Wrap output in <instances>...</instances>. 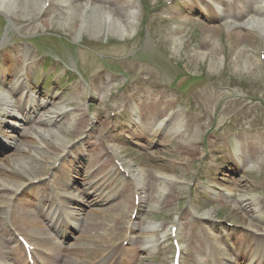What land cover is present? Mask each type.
I'll list each match as a JSON object with an SVG mask.
<instances>
[{"label":"rangeland","instance_id":"1","mask_svg":"<svg viewBox=\"0 0 264 264\" xmlns=\"http://www.w3.org/2000/svg\"><path fill=\"white\" fill-rule=\"evenodd\" d=\"M144 1L145 4L138 5L133 0H100V5H104L112 12L134 9L135 31L130 36H124L125 39L122 41L115 34L105 31L98 35L85 30L78 33L73 26H68L63 21L66 5L65 7L52 6L30 17L21 15L14 17L9 14L11 24L7 18L8 21H5L0 16V49L2 47L5 49L9 41L17 44L13 48L11 44L7 49L15 50V56L10 65L16 68L15 58L24 52L20 47L23 44L22 41H28L31 47L26 53L34 60L39 55H48L49 59H46V62L53 57L58 58L55 64L48 63L44 67L34 62L29 67L31 77L35 73L36 75L42 74L46 79L44 83L46 87L51 85L56 91L65 88L57 102L64 103V107L76 115L81 112L82 101L87 91H90L93 97L92 111L97 122L100 119L102 121L96 125L100 133L106 129V119H108L110 110L116 114L111 118L113 125L123 124L129 120L125 96H132L137 100L142 107V115L148 118L156 112L161 114V110L167 105L171 108L178 105L176 115L182 119H185L187 115V120H190L187 123L186 133L175 132L173 128L167 129L163 135L167 136L169 142L161 143L160 139L154 140L148 132V134L141 135L143 138L140 139L146 142V144L141 141L138 143L142 148L136 146L138 144L135 141L127 140L122 135H114L113 140L120 143L119 157L128 161L133 168H139L143 164L141 168L146 180L145 187H143L145 198L142 210H138L137 220H135L138 227L140 229L152 227L155 223L159 224L157 231H167V227L174 224L177 218L182 224L179 232L181 241L184 244H202L204 243V229H207V226L202 228L200 221L190 225L191 220L187 217V209L182 210L186 206L187 198L189 200V195L192 198V209L199 210V212L210 211L218 217H229L231 216L230 211L238 212L237 210L242 209L228 204L224 206L217 200L202 199L197 188L187 184L189 180L196 176L205 178L221 168L218 184L221 183L228 187L230 185L235 190L242 191L243 194H252L251 192L258 189L257 178L258 175L261 177L259 169L262 163L259 159L262 157L257 159L259 164L257 170L256 163H249L247 167L236 171L233 161L229 164L225 162L227 157L225 158L223 153L229 148L231 133L245 138L251 144L252 149L248 151L249 159L255 158L254 152L259 147V145L254 146L260 139L257 135L253 136L252 131L257 128L253 125L264 124V108L261 107L264 104V59L259 60V55L263 56L264 50H259L262 46L258 40L260 33L253 30L245 39H236L235 35L241 28H227L224 19L222 20L218 15L212 23L210 19L209 22L202 19L192 23H190L192 20H188L187 23V17H183L171 25H162L158 19H154L149 10L154 0ZM83 13L81 17L86 20L89 11ZM191 17L193 18L192 15ZM219 20L222 22L217 23ZM110 22L111 19L105 21L106 29L111 25ZM207 25L218 27L216 44L202 39V28ZM254 27L258 28L255 25ZM240 32L243 33V30ZM74 35L76 37L73 40ZM196 51L221 57V65L209 68V60L195 57ZM246 57H248L249 64L247 70L241 63V59H246ZM69 68L70 72H65ZM78 71L83 77L78 76ZM127 80L128 83H126ZM4 87L5 84L0 82V88ZM42 90L45 91V87ZM109 101L111 102L108 104ZM13 103L15 104L16 101L13 100ZM251 115L254 116L253 119L248 118ZM41 117H46V113ZM82 126L84 129L85 124ZM34 127L37 126L31 123L21 127V135L15 140L17 141L16 146L4 152L5 155L0 160V175H9V178L13 176L18 179V183H23L32 178L33 174L40 176L48 168L49 162L44 159L41 151L51 156L50 148L57 149L58 152L61 148L57 145L61 140L55 142L50 136L44 135L41 141H33L27 132L32 133ZM259 127L262 129V125ZM39 128L42 131L44 127L39 126ZM52 129L58 130L68 142L76 137L72 134V127L64 119ZM249 132L251 134L248 135ZM261 140H264V131ZM215 141L216 150L214 153H209ZM263 149L264 147L260 146L259 153ZM21 157H24L22 161L36 162L37 166L35 163L33 165V169L37 167L34 172L31 169L27 175L20 170L17 158ZM139 163L141 164L138 165ZM158 172L168 173L175 177L165 191L178 192V198L181 200L180 207H178V201L175 200L171 202L170 208L165 200L159 201L160 205L157 204V207L165 205L167 208L155 210L156 207H150L151 200L159 197V193H156L157 189L152 184V178ZM114 192L116 198L113 202L101 204V207L89 206L84 211V217H86L80 224L83 231L76 230L70 237L64 238L65 244L63 245L82 248L79 253L81 257H78L77 262H81L82 259L90 262L96 258L94 239L99 240L101 247H118L121 252L134 248L143 238L146 230L142 235L137 236L132 245L123 246L122 243L125 240L123 234L126 232L132 212L131 192L130 187H119L112 191ZM4 195L0 193L1 198ZM165 195L166 193L163 192L159 199ZM81 196L84 197V195ZM25 203L26 201L22 200L20 205L23 206ZM5 219V215L3 217L0 215V228L3 227ZM26 220L30 225L18 220L20 222L17 223L18 231L38 245L47 242V231L43 232L42 229L36 227L31 217H27ZM90 233L92 234L86 235ZM117 233L120 235L116 237ZM2 234L4 232L0 230V248L3 251L8 246L11 250L14 249L17 243L13 235L5 233L11 237L6 242L5 239H1ZM15 253L18 258H22L21 252ZM48 253L55 255V253ZM135 253L137 259L133 258L128 260L129 262L133 264L151 262V252L142 251L140 254L136 250ZM153 256L157 257L156 264H170L169 247L156 251ZM63 261L72 262L65 256H63ZM188 261L189 258H183V264H188Z\"/></svg>","mask_w":264,"mask_h":264},{"label":"bare ground","instance_id":"2","mask_svg":"<svg viewBox=\"0 0 264 264\" xmlns=\"http://www.w3.org/2000/svg\"><path fill=\"white\" fill-rule=\"evenodd\" d=\"M63 3L67 5V10L65 11V14L63 16V18H64L63 21L68 26H73L74 29L78 33H80L82 30H85V31H90L91 33H95L96 35H98L100 32L105 31V32L115 34L118 37H123V36L131 34L134 31V21H135L134 15L135 14L133 12V9L132 10L123 9L122 11L112 12V10H106L102 5H100V2L97 0H91V1L73 0L72 3H70V0H64ZM0 6L4 11H6L8 14H11L14 17H16L18 15H21L23 17H30V16L34 15L35 13H38L42 10V6H44V0H0ZM223 7H225V6H223ZM87 10L89 11L88 17L86 20H83L81 15L83 12H86ZM107 19H111V22H110L111 25L109 27H107V29H106L105 28V21ZM247 22H254V24L261 23L264 25V22H262V19H261V17H259L258 14H256L255 17L249 19V21H247ZM246 28H247V30L244 29L243 33H241L240 31L236 33V35H235L236 39L241 38V40H243L246 37L250 36L251 33L249 31V28L248 27H246ZM217 29H218V27H216L214 25H208V26L203 27L202 28V32H203L202 39H203V41H207V42L216 44V42H217V40H216ZM77 37H79V36H77ZM241 51L242 50H240V52ZM240 52H239V54H240ZM195 57H197V58L199 57L200 59L207 58L209 60V68H215V67L221 65V57L215 56L213 54H209L207 52L196 51ZM241 63L243 65L244 69H246V70L249 69L248 57H246V59L242 58ZM16 89L19 90V87L17 86ZM11 91H13V89H11ZM10 94L11 93H9V92H4V91L0 92V100L2 102L0 108L3 112V114L6 115L7 117L20 118L19 113L17 114L15 112H13L12 109L9 110L10 106H9L8 99H9ZM40 102H41V104H39V106H43L44 103L42 101H40ZM49 113L51 115L50 118H54V119L56 118L57 119L63 112L61 111L60 108L57 107V108H54L53 110L51 109V111ZM72 120H73V122L75 121V117L73 115L70 117H66L67 123H70V121H72ZM51 122H52V119H51ZM38 123H40L39 125H41V126L42 125L47 126V124H50V121H49V119H38ZM174 123L178 124V126H179L181 121L176 119L174 121ZM157 124H159V123L157 122ZM34 129H38V128L35 127ZM46 132H47V134H46L47 136H53L54 140H57V141L60 137H62V135L60 134V132L58 130L47 129ZM33 133L35 134V133H39V132L38 131L32 132L28 136L34 137ZM39 135L43 136L44 134H39ZM34 140H36V139L33 138V141ZM37 140L41 141V138L38 136ZM59 140H61V139H59ZM162 140H163V143L167 142L166 139H164V137ZM60 143H62L61 147H63V149H64L65 148V146H63L64 143L62 141H60ZM66 144H68V143H66ZM111 149H113V148H111ZM58 154L55 155L54 158L50 156L48 158V160L58 159V157H57ZM20 159L21 158L17 159V161L20 163V170L23 173H25L26 172V165L28 164V162L21 161ZM74 159L75 158H73V161H74ZM127 169L129 170V172L133 176H134V174L137 176V182H138L137 184H139V186H140L141 183L139 181L142 182L143 179H141L139 177V173L141 172L142 169L140 170L139 173H137L135 171V169L130 168V166L127 167ZM99 172H101V170L97 169L96 173H99ZM163 176L169 177V175H167V174H163ZM78 177H80V174L78 175V173H76V171H73L72 173H69L66 175V179L68 181L72 180L73 178H78ZM138 178L140 179L139 181H138ZM82 180L85 181L83 179V177H80L81 183H82ZM167 180H169V179L163 178L162 176L160 177L159 175L155 174V177L153 180L155 182V184H154L155 188H158V190L161 188L165 189L166 186L168 185V182H169ZM0 182H2L3 185H10V186L12 185V186L19 187L18 185H16V184H18V182L15 180V178L13 176H12V178H9V175H7V176L0 175ZM0 187H1V185H0ZM2 193H4V192H2ZM4 194H7V193H4ZM4 196L6 197V195H4ZM242 196L243 195L238 196V199L240 200L242 198ZM0 202H1L0 204H3L4 207H7V204H6L7 199H2ZM65 202H68V200L63 198V197H60V198H58V203H53L51 205L50 210H53L52 211V215H53L52 220L49 219L48 214H43V215L40 214V216L43 218V220L47 221L49 224H52V221H54V222L57 221L54 219L55 212L59 213L60 220L73 219L74 217H77L78 213L71 212V214H70L69 208L67 209V213L65 212V210L62 209L61 206L67 207L69 205V204L67 205ZM71 204H74V201H72ZM152 204H156L155 199L151 202V205ZM4 212L6 213L5 210H0V215H3ZM237 218H242V216L237 215ZM91 234L92 233L86 234V235L89 236ZM151 235L154 236V233L147 235L145 238H148L150 240L153 238V236H151ZM148 236H150V237H148ZM1 239L2 240L5 239L6 242H8L10 240L9 238H7L5 236L1 237ZM58 246L59 245H57L54 248V250L56 248H58ZM59 250L61 251V253L63 255H66V257L68 259L72 260L71 263H69V262L65 263L64 262L63 264H80V262H77V259H78V257H81L79 255V253L82 250V248L76 247V246H73V248L61 247V248H59ZM83 250H87V248H83ZM114 254L115 253H113L111 251H107L103 256V259L100 262H98L97 264H120L117 261V259L114 258ZM11 262H13L14 264H21L18 262L17 258L15 257V255L11 251H3L0 248V264H11ZM47 264H61V262L58 259H53Z\"/></svg>","mask_w":264,"mask_h":264}]
</instances>
